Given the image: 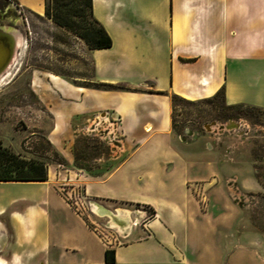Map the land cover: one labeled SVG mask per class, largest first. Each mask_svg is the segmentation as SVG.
<instances>
[{"label": "crops", "instance_id": "obj_1", "mask_svg": "<svg viewBox=\"0 0 264 264\" xmlns=\"http://www.w3.org/2000/svg\"><path fill=\"white\" fill-rule=\"evenodd\" d=\"M4 1L17 11L46 8V0ZM92 4L112 38L110 47L89 48L93 83L128 88L80 86L33 73L32 88L53 117L48 139L67 162L66 173L56 177L49 165L46 180L0 181V264H103L107 248L115 249L116 264H225L236 230L234 252L243 254L236 264H248L247 215L227 197L226 186L230 195L263 186L244 170L233 176L216 165L211 143L176 134L172 96L197 101L223 88L227 104L264 109V0ZM109 118H119L120 142L112 150L118 164L103 176L73 169L74 139L93 125L105 127L110 139ZM197 184L212 186L208 200L196 194ZM62 189L74 191L73 201ZM83 200L94 221L105 219L109 229L111 216L92 205L114 217L125 210L129 218L107 236L86 220Z\"/></svg>", "mask_w": 264, "mask_h": 264}, {"label": "rangeland", "instance_id": "obj_2", "mask_svg": "<svg viewBox=\"0 0 264 264\" xmlns=\"http://www.w3.org/2000/svg\"><path fill=\"white\" fill-rule=\"evenodd\" d=\"M77 5L73 2L71 5ZM42 13L29 10L17 11L9 7L7 2L0 0V24L8 25L18 30L25 39V48L16 54V63L20 70L14 78L0 88V140L14 152L26 155L28 159L43 161L54 167L56 177L64 176L67 162L52 146L48 132L53 126L51 113L40 103L32 88L33 73L43 76L57 75L80 86H90L93 83V67L89 57V46L76 29L62 25L56 21V14L65 10L62 2H50ZM80 22L91 21L88 7L85 19L77 18ZM16 66V65H15ZM192 101V100H191ZM174 132L185 139L198 138L201 144L211 143L208 152L215 164L223 170H231L233 176L240 174L259 181L263 188L254 192L241 187L230 195L226 186L227 197L234 200L237 208L247 215L246 258L248 264L264 261V109L245 107L239 111L226 110L222 96L213 102L173 100ZM239 125L226 129L227 124ZM91 129L78 135L73 142V169H85L90 176H103L109 173L120 158H116L113 144L107 138L104 128ZM65 165V166H64ZM79 171V170H78ZM62 172V173H61ZM227 173L223 172L220 178ZM219 182V181H218ZM67 189L69 184L62 185ZM212 187V186H211ZM206 190L201 184L194 187L199 198L208 200ZM73 201L72 194L65 192ZM80 195L75 190V195ZM76 207L78 204L73 202ZM93 209L94 206L92 205ZM146 210L149 207L137 206ZM126 209V208H123ZM80 210L86 220L100 229L102 234L112 237L115 229H121L119 218L111 216V228H107L105 219L96 223L86 202L83 200ZM232 210V211H231ZM230 212L238 214V209ZM95 211V210H94ZM219 213V212H218ZM217 213V214H218ZM219 215V214H218ZM219 217L216 216V219ZM115 223L114 227L111 225ZM238 231L231 235V251L223 254L225 264H236L238 254ZM226 239V238H225ZM227 242V240H225ZM263 246V247H262ZM262 247V248H261ZM263 250V251H259Z\"/></svg>", "mask_w": 264, "mask_h": 264}, {"label": "trees", "instance_id": "obj_3", "mask_svg": "<svg viewBox=\"0 0 264 264\" xmlns=\"http://www.w3.org/2000/svg\"><path fill=\"white\" fill-rule=\"evenodd\" d=\"M77 5H71L73 2ZM50 2H62L66 6L63 13L56 14V21L62 25L70 26L76 29L78 34L83 37L88 44L89 48H106L112 45V38L100 22L94 17L92 11V0H46V5ZM88 7L90 12L91 21L84 20L80 22L77 18L82 17L85 19V11ZM48 14L50 10L46 7ZM98 88H128L124 85L112 84H94ZM130 89V88H129ZM222 96L224 101V89L219 90L215 95L210 98L202 99L200 101L213 102L218 96ZM173 100L176 98L185 101L193 102L184 99L176 94L172 96ZM223 107L226 110L239 111L242 108H259L254 106L238 104H227L224 101ZM174 127V124H173ZM48 178L47 165L43 161L36 159H28L25 156L14 152L11 148L5 146L0 140V181L11 180H26V181H42ZM151 214L154 210L151 209ZM103 264H116V251L114 248H107L105 250V263Z\"/></svg>", "mask_w": 264, "mask_h": 264}, {"label": "bare ground", "instance_id": "obj_4", "mask_svg": "<svg viewBox=\"0 0 264 264\" xmlns=\"http://www.w3.org/2000/svg\"><path fill=\"white\" fill-rule=\"evenodd\" d=\"M40 12L42 13L43 10H40ZM0 28H2L4 31L8 32L14 38V40L16 41V52H15V55H14V57L12 59V62L7 67L6 71L0 75V88H1L2 86L8 84L14 78L16 73L20 70V66L21 65L16 63L15 60H16V54L20 50H23L25 48V39L22 36V34H20L19 31L14 29L13 27H9L8 25L0 24ZM232 125L234 127H238L239 126V125H237V124H235L233 122H232ZM94 210L99 215H103L104 216V214L105 215L108 214V215L112 216V213L104 210L103 208L99 207L98 205L94 206ZM118 213L119 214L117 216H115L116 218L126 219V220L129 218V212H127L125 210H120ZM111 225L114 227V225H116V224L112 222Z\"/></svg>", "mask_w": 264, "mask_h": 264}, {"label": "water", "instance_id": "obj_5", "mask_svg": "<svg viewBox=\"0 0 264 264\" xmlns=\"http://www.w3.org/2000/svg\"><path fill=\"white\" fill-rule=\"evenodd\" d=\"M16 52V41L2 28H0V75L4 73L11 64ZM232 124H227L226 129H233Z\"/></svg>", "mask_w": 264, "mask_h": 264}, {"label": "built area", "instance_id": "obj_6", "mask_svg": "<svg viewBox=\"0 0 264 264\" xmlns=\"http://www.w3.org/2000/svg\"><path fill=\"white\" fill-rule=\"evenodd\" d=\"M107 113L105 112L104 114H102V117L105 118L107 117ZM108 123L110 124L111 128H112V131H111V138L109 139L110 142L113 144V145H119V142H120V138H119V130H118V126H119V118H109V121ZM107 134V133H106ZM196 186V185H195ZM194 186V187H195ZM193 187V188H194ZM197 189L195 188V191Z\"/></svg>", "mask_w": 264, "mask_h": 264}]
</instances>
